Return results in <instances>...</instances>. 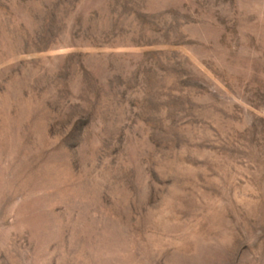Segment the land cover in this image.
<instances>
[{
    "label": "rangeland",
    "instance_id": "1",
    "mask_svg": "<svg viewBox=\"0 0 264 264\" xmlns=\"http://www.w3.org/2000/svg\"><path fill=\"white\" fill-rule=\"evenodd\" d=\"M0 264H264V0H0Z\"/></svg>",
    "mask_w": 264,
    "mask_h": 264
}]
</instances>
